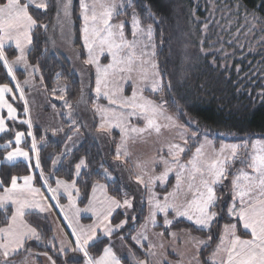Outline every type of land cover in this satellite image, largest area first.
<instances>
[{"label":"trees","instance_id":"trees-1","mask_svg":"<svg viewBox=\"0 0 264 264\" xmlns=\"http://www.w3.org/2000/svg\"><path fill=\"white\" fill-rule=\"evenodd\" d=\"M48 3L50 7L46 13L41 9L30 10L34 17L39 15L38 23L47 25V30L43 27L33 30L27 61L37 67L47 95L58 111L63 113L61 110H64L65 103L58 100L59 90L64 88V99L67 104H72L80 95V85L78 79L70 72L66 60L49 51L48 25L54 16V0H48ZM128 8L142 24H150L153 27L157 45L155 62L158 71L163 74V83L167 91L163 97L152 96V99L163 103L164 107L172 111L190 131L194 130L196 125L208 132L207 136L213 138L216 145L221 140L240 144L246 141V145L253 139L264 140V98L260 95L264 92V0H133ZM245 10L254 13L256 20L254 21L251 15L246 16ZM72 16L75 46L80 49L78 39L80 23L76 3ZM188 42L191 47H188ZM6 49L9 60L13 59L16 55L12 53H16V50L13 47ZM18 78H21L19 73ZM4 83H8L11 88L13 86L7 69L0 61V84ZM15 97L16 99L10 100L21 122H6L11 129L0 136V144L13 141L17 131L24 133V142H27L28 148L33 138L35 142L46 140L45 146L39 150L40 167L43 174H49L52 161L60 154L69 129L73 130L69 125L71 123L63 120L60 132L44 133L40 128L34 127L31 137L28 135L30 128L25 123L27 117L24 104L18 96ZM170 97L175 108L172 107ZM185 119L191 120L193 126ZM78 120L76 117L75 122L79 124ZM6 135L11 137L10 141L3 138ZM116 141L117 139L112 140L110 157L114 156ZM0 152L1 160L4 151ZM81 158L85 159L88 166L75 180L80 195L79 205L84 206L87 203L91 187L95 183L105 184L111 197L122 200L125 188L117 179L112 182L96 175L101 174L102 169H106V164L95 142L85 141L63 159L55 177L66 182L73 181L75 165ZM114 164L125 170L124 177L127 179L130 169L128 171L126 164L120 162ZM17 174L22 177L31 174V171L21 162L16 163V166L3 164L0 167V181H6L7 186L10 185L11 176ZM33 177L36 186L40 187L38 175L33 173ZM134 212L140 213L139 218L127 221L116 236L122 237L138 262H146L145 254L132 241L134 232L145 216L144 204L142 206L135 204ZM10 215L11 211L8 218ZM38 217L41 216L27 213L23 219L27 225L36 229L42 239L26 241L25 247H22L17 257L28 252H47L48 256L58 259L59 264H64L65 260L76 256L77 254L72 252H68L67 256L59 255L48 220ZM123 219L120 210L112 218L114 223H119ZM7 220L0 209V227L5 225ZM224 222L231 221L221 219L214 224L215 233L210 232V244L199 257L201 264H209L205 255L215 246L219 229ZM173 227L207 237L206 232L195 230L183 221H178ZM242 233L238 227L237 234ZM244 237L247 235L242 238ZM53 238L54 242H50ZM108 243L109 239L101 238L97 249L93 250V256L97 258ZM79 259H84L82 254L79 255ZM122 262L127 264L125 261Z\"/></svg>","mask_w":264,"mask_h":264},{"label":"rangeland","instance_id":"rangeland-1","mask_svg":"<svg viewBox=\"0 0 264 264\" xmlns=\"http://www.w3.org/2000/svg\"><path fill=\"white\" fill-rule=\"evenodd\" d=\"M132 1L133 0H85V2L89 5V19L87 21L89 33L87 35V39L91 44L94 53L97 55L100 69L99 76L101 79V91L99 94L96 92V81L98 75L97 65H89L84 63L85 59L88 58V50L84 46L86 36L83 32V28L86 22L83 18L81 0H71V8L69 9V14L67 16L65 15L62 7L59 10V15L57 14L56 0H54V16L48 25L50 36V40L48 41V48L51 53L57 54L66 60V62L70 66V72L78 79L80 85V95L78 99L72 104H66L64 102V88H61V90H59L58 100L61 103H65L64 110H61V112L65 113V122H70L71 124L69 125H71L73 128V130L69 129V134L66 141L73 133L77 132L81 133L84 139L82 143L78 145L77 148H75V150H77L85 141H92L96 143L104 157L103 161L106 164V169H108L111 174V179H108V181L113 182L117 179L125 188V191L123 193L124 195L125 193H134L135 195H133V198L135 202L133 203V206L134 204H138L139 206H142L144 204L145 206V216L143 218V224L133 235V237H139V239L137 241H134L132 237L133 243L145 254L146 260L147 262H149V264H171L173 262V258L169 255L176 256L179 258V260L192 259L191 257L193 255L194 246L196 244L202 245L205 243L206 245H208V241L210 240L208 239V241H206L204 239H201L200 235L196 234L195 239L194 236L190 234L191 232L189 233V231H176L169 235V240H165L162 237L163 233H165V231L167 230L164 228L163 224L164 214L157 210L156 224L151 223L149 220L151 207L149 202L150 196L153 202L159 201L163 203L165 196H168V200L170 202L183 204L186 198H192L191 192L188 188L189 183H191L194 187H199L201 183L200 173L195 171L193 165L189 164L188 161L192 160L195 157V164L198 167L206 166L215 158L224 160L226 157H231L232 146L236 145L238 146L239 158L236 159L235 163L229 162L228 164V170L231 172V176L227 180H224L222 183L214 185L217 195L221 197V202L218 205L221 211L215 223H217L221 219H228L230 216L228 215V211L226 210V208L227 206L230 207V205H232L230 204L233 197L232 179L236 177L242 169L249 175H255L254 173H252L251 168H248L246 165H242L240 163V159H243L245 157V153L248 154V159H250L251 156L258 154L261 149L264 148V140L253 139L250 140L248 145H246V141L243 144H240L235 142L228 143L221 140L216 145L214 139L207 136L208 132L200 129L201 127L196 125V128L190 131L188 127L184 123H181L174 115V113L167 110L164 105L162 114L154 117V126L149 128L147 127V121L143 118H140L141 110L139 108H136L134 110L131 107H120L119 104L109 103L107 97H105L104 95L105 92H107L109 95L115 93L114 98L120 100L122 97H131L133 95V85H135L137 90L136 103L138 104H143L145 100H154L152 99V96L163 97V95L167 91L164 87L163 78L159 90L156 92L152 91V73L154 71H158L157 67L153 69L151 66L152 63L156 65L155 57L157 53V45L155 44L153 27L151 26L152 38L151 40H149L147 29L150 24H142L132 13L129 12L128 7L131 5ZM113 2L117 5V7L112 10V16L109 19L104 15V13L108 10L107 6H109ZM75 3L77 4V16L80 23L78 37L80 49L75 46L76 41L74 36V21L72 16L73 6ZM93 5H95L94 8ZM93 11H95L97 17L95 21L91 19ZM133 17H135V19L139 21L138 26L135 28V36L133 35ZM104 19H108L109 24L114 26L113 32L115 33H119L120 31V29L115 26H118L121 24V22H124V40L129 42V47H122L118 51H120L121 56L124 57H127V55L130 53L132 54L131 66L134 70L132 71L131 76L134 79H127V77L129 76V73L127 71H119L120 67H128L127 62L124 65H114V67L108 68L107 75H105V66L112 62V58L108 53L107 45H101L100 38L92 34L93 27H96L98 29H103L105 27V25L103 24ZM101 35L107 36V33L101 32ZM109 39H113V37H109ZM114 40L115 43H122L121 38L118 34L114 37ZM133 41H135L134 48L131 46ZM101 47H103L102 55L100 54ZM188 47H191L190 42H188ZM114 51H116V49H114ZM144 53H147V55H144ZM143 60H148L149 63L145 64L142 62ZM158 73L160 72L158 71ZM145 74L147 75V79L142 78ZM155 78L157 80H160L159 75H157ZM120 88L124 89L122 93L120 91ZM170 101L173 104L172 107L175 108L173 99L171 97ZM156 102L161 103L158 101ZM68 105H71V108ZM104 109H108V111H104ZM133 111L136 112V115H129V113H132ZM76 117H78L79 119L77 121L79 122V124L75 122ZM167 117H172V119L169 120L167 119ZM185 121L193 126L191 120L185 119ZM14 122L21 121L18 120ZM102 124L104 125L103 128H101ZM62 126H60V128L58 127L59 129H57V131H42L44 133L60 132L62 130ZM33 128L34 127L31 125V133ZM157 128H159V131H157ZM215 134L217 133H213V135ZM119 136L120 138L118 142L120 156L128 160V162L125 164L128 171L130 169L129 177L127 178L128 188L125 186L124 182H121L125 170L120 169L119 166L114 164L117 163L116 161H114L115 156L110 157L112 140H116ZM24 140L21 143V147H23ZM185 141H187V143H185ZM32 143L33 141H31L30 148L32 146ZM71 143L72 140L70 141V144ZM9 144H11V146H9L7 148V151H5L4 146ZM45 144L46 140L44 139H42L40 142H36L37 150L39 151L43 146H45ZM254 144L255 148H253ZM64 145L61 149L60 154H62ZM173 145L183 147L185 149V152H179L178 148L172 147ZM0 146V151H4L2 152L3 154L0 160L1 167V165L4 164L2 163L4 156H7L8 152L14 151L15 144H13L11 141L8 143L0 144ZM198 148L201 149V153L199 155L196 154ZM75 150H73L72 152H74ZM170 151L174 152L175 155L179 158V163L186 166L185 171L181 174L182 179L179 183L178 188L176 180L177 167L175 164H172V171L168 173V180L164 184H161L158 179H155V177L164 172L165 160L169 161L170 163L173 162V156L169 154ZM72 152L64 155L63 159L72 154ZM187 152L189 153L188 155ZM79 161L77 163H79ZM61 162L58 164L57 170L59 169ZM21 163L25 164L29 168L28 162ZM56 163H58V161ZM31 165L32 167L29 168L31 174L29 175H32L33 177V173H36L40 180V174L38 172L42 173V170L41 167H35V155H33L32 157ZM35 168L38 170V172H35ZM84 168L85 167H83L82 171L84 170ZM57 170L53 173L54 177ZM104 171L105 169H102L101 175L104 173ZM193 173L195 174L196 178L190 181L189 176ZM137 176H139L144 182L141 185V189L134 184V181L137 182ZM241 180H243V178H241L239 181ZM169 182H171V189L166 187ZM173 182H175V184L172 186ZM34 185L36 186L35 181ZM0 189L3 190L2 186H0ZM170 193L173 195H169ZM133 206L127 209V219L131 221H134L133 217L137 219L140 216V211L137 213L133 212ZM121 211L125 216V209L122 208ZM169 213V218L171 219L172 216H174V213L171 209H169ZM9 219L10 217L8 218L7 223L0 228H5L8 225ZM177 221L187 222L195 229H197L194 224H192L185 218H178L173 221V224H175ZM225 223L227 224V222H224V226L226 225ZM214 224L211 228L212 233H215L216 225ZM156 230L161 231L162 233H157ZM204 232H206L207 237L211 235V233H209L207 230H205ZM53 236L55 237L57 243V250H59L61 244H59L57 241L58 239L56 231L55 235ZM145 236L147 237V239L144 238ZM33 239L35 238L26 239V241ZM191 240L194 241V243H192ZM21 249L22 248H20V250ZM20 250L16 255L12 257L11 260L23 259L29 254L38 256L42 254L43 256H41V263L52 264V262L48 259V255L36 251L28 252L24 256L17 257ZM128 261L130 264H133L132 259L128 258ZM208 261L213 262V256L212 258L210 256V258H208Z\"/></svg>","mask_w":264,"mask_h":264},{"label":"snow or ice","instance_id":"snow-or-ice-1","mask_svg":"<svg viewBox=\"0 0 264 264\" xmlns=\"http://www.w3.org/2000/svg\"><path fill=\"white\" fill-rule=\"evenodd\" d=\"M49 7L48 0H0V61H2L3 66L8 69V75L11 76L13 81L16 80V76L13 72L12 65L9 63V57L5 44L6 42H14L15 48L19 54L16 55V53H12V55H16V61L13 63H24L26 60L24 44L32 43L31 33L33 29L43 27L47 30V25L38 23L39 15L34 17L30 10L32 8L41 9L46 13L49 10ZM56 7L58 15L59 10L62 7L65 15L67 16L69 14V9L71 8V0H56ZM94 7L95 5H93V8ZM107 7L108 10L104 13V15L110 19L112 16V10L115 9L117 5L113 2ZM81 8L83 10V18L86 22L83 28V32L86 36L84 46L88 50V58L85 59L84 63L97 65L98 75L96 81V92L99 94L101 91V79L99 76L100 69L97 55L94 53V50L87 39V35L89 33V27L87 25V21L89 19V5L85 2V0H81ZM237 10H239V5H237ZM245 15H251L252 19L254 21L256 20L254 13H248L247 10H245ZM91 19L93 21L97 19L95 11H93ZM133 20V35L135 36V28L138 26L139 21L136 20L135 17H133ZM103 24L105 25L103 29L93 27L92 34L100 38L101 45H107L108 53L112 58V62L105 66V75H107L108 68H112L114 65H124L127 62L128 67H120L119 71H127L129 73L127 79H134L131 76V73L134 70L131 66L132 54L130 53L127 57H124L121 56L120 51H118L122 47H129V42L124 40V22L115 26L120 29L119 33L113 32L114 26L109 24L108 19H104ZM101 32H106L107 36H102ZM117 34L120 36L122 43H115L114 37ZM147 35L149 40H151V25L148 26ZM109 37H113V39H109ZM10 46L11 45H9V47ZM131 46L133 48L135 47V41L132 42ZM114 49H116V51H114ZM100 54H103V47L100 49ZM144 55H147V53H144ZM142 62L145 64L149 63L148 60H143ZM151 66L153 69L157 67L154 63H152ZM157 75L160 76V80L155 78ZM142 78L147 79V75L145 74ZM162 78L163 74L158 73V71H154L152 73L151 86L153 92L159 90ZM14 91L22 90L19 86H17L14 90L9 87L8 83L0 84V108H6L8 114L6 118H0V133L6 134L11 129V126L6 127L5 119H16L14 115L16 110L5 99L6 94ZM120 91L122 93L124 89L120 88ZM104 95L107 97L110 104H119L120 107H131L134 110L139 108L141 110L140 118L147 121V127L149 128L154 126V117L162 114L163 103H157L154 100H145L143 104L136 103L137 90L135 85H133V95L131 97H122L120 100H117L114 98L115 93L109 95L105 92ZM260 95L264 98V92H261ZM12 98L16 99L14 95ZM20 99H24L23 94H21ZM65 103L67 104V101H65ZM68 106L71 108V105ZM25 111L27 112V107L25 108ZM104 111H108V109H104ZM129 115H136V112L133 111L132 113H129ZM167 119L171 120L172 117H167ZM25 123H28L29 128H31V123L29 121H25ZM103 127L104 125L102 124L101 128ZM157 131H159V128H157ZM28 135H32L31 131H29ZM23 137L24 133L19 131L15 133L14 151L8 152L7 156L3 158V162L9 163L10 166H16L17 158H23V160L28 161V166L31 168V160L33 155H35V167L40 168L41 161L35 138H33L31 148H28L26 141L24 142L23 147H21ZM3 138L8 139L9 141L11 140V137L7 135ZM185 143H187V141H185ZM9 146H11V144L4 146V150L7 151ZM172 147L178 148L179 152H185V149L178 145H173ZM253 148H255V144L253 145ZM200 153L201 149L198 148L196 154L199 155ZM169 154L173 156V162L170 163L165 160L164 172L155 177V179H158L161 184H164L168 180V173L172 171V164H175L177 167L176 180L178 188L182 179L181 174L185 171L186 166L179 163V158L174 152L170 151ZM237 158H239L238 146L233 145L231 157H226L224 160L215 158L211 163L200 167L195 164V157L192 160H189L188 163L192 164L195 171L200 173V186L194 187L191 183H189L188 188L191 192L192 198H186L183 204L170 202L168 200V196H165L163 203L159 201L153 202L150 196V222L156 224V211L158 210L164 214L163 224L165 229L174 226L173 221L182 217L194 224L202 233L205 230L210 233L212 225L216 222V219L221 211L218 207L221 202V197L217 195L214 185L222 183L231 176V172L228 170V164L229 162L235 163ZM116 159H120L119 147L117 149ZM53 163H55V161H53ZM240 163L242 165H246L248 168H251L252 173L255 175H249L242 169L239 174L232 179V187L234 189L232 197L233 202L232 205L227 208V211L230 217L236 219V223L229 222L225 226L224 234H228L229 239L227 241V245L222 249L218 246V250L226 252L227 259H222L221 264H264V148H262L258 154L251 156L250 159H248V154L245 153V157L240 159ZM86 166L88 165L86 164L85 159H81L79 163L76 164L75 167L77 169V176L81 174V169ZM5 175H7V173ZM96 175L105 180L111 179V174L108 169H105L102 175L100 173H96ZM21 178L24 181L23 186L18 185V180ZM40 178L44 180L43 186L49 188V191L52 194V199L57 200L56 207L61 208V212H63L64 206L59 203L57 197L58 190L61 186H63L65 191H68L69 188L75 186V182L73 185H68L64 181L58 180L57 188L53 189L51 188L49 180L44 177L43 172L41 173ZM195 178L194 173L189 176L190 181ZM241 178L246 181L245 185L239 184V180ZM32 180L33 177L30 175H23V177H20L19 174H17L11 176V187L7 186L6 181H0V186H3L4 190V196H0V209L3 210L5 219H8V213L11 211V222H15L17 217H23L25 215V209L37 206L35 201L28 199L29 195L34 196L40 193L39 188L32 187ZM136 181L138 184L144 183L139 176L136 177ZM97 187L98 185L93 184V192L97 190ZM99 187L103 188L104 186L99 185ZM13 193H19L21 195H13ZM169 195L173 194L170 193ZM71 196L72 194L69 192L70 204L73 203ZM237 197H239L240 200L238 206L235 203ZM8 200H11L12 205L16 206L14 211L7 207ZM132 206V202L128 199L127 193H125L122 201L116 197H109L107 209L98 214L92 224L75 227L71 224V222H69V227L72 228L70 238L67 240H60L61 247L58 250V253L59 255L67 256L68 251L70 250L72 253L77 255L70 260H65L64 264H121V260L114 254L111 246L104 247L102 254L99 255V258L93 256L92 253L93 250L97 249L98 243L101 242L98 230L103 231L104 235L109 237H111L114 233L119 232L127 223V209ZM39 208L40 211L46 210L43 205H39ZM121 208L125 209V219L120 220L119 223H114L112 220L113 213L116 212L117 209ZM90 209L91 200L89 201V205L85 207L84 211L87 212ZM169 209H171L174 213V216H172L171 219L169 218ZM40 218L41 217H38V219ZM65 219H67V217H65ZM133 220H135V217H133ZM240 225H242L245 231L244 233L238 235L237 229ZM28 231L31 233L30 236H27L25 233L16 232L12 229V223H9L7 228H0V233L3 234V242L0 243V257H2L0 258V264H10L12 257L17 254V250L25 247L26 239H42V236L35 228H29ZM224 234H222L220 238L221 245L225 244ZM248 234H250V238H242ZM144 238L147 239L146 236ZM138 239L139 237H133L134 241H137ZM208 239L211 240V235L208 236ZM50 242H54V238L53 241ZM44 254L47 255V252ZM80 254L83 255V260L79 259ZM213 255L215 256L216 253ZM48 259L52 262V264H59V260L53 259L52 256H48ZM213 264H215V262H213Z\"/></svg>","mask_w":264,"mask_h":264},{"label":"crops","instance_id":"crops-1","mask_svg":"<svg viewBox=\"0 0 264 264\" xmlns=\"http://www.w3.org/2000/svg\"><path fill=\"white\" fill-rule=\"evenodd\" d=\"M9 45H11L10 47H13L16 50L14 42H6L5 48L9 47ZM30 48H31V44H28V43L24 44L25 57H26V60L24 63H13L14 61H16V57L9 60V63L12 65L13 72L16 76L15 81H13L11 76H9V78L12 82V85H13L12 89L15 90L17 88V86H19V88L22 91L10 92V93L5 95V99L7 100L8 103H10L12 105L10 98L13 99L12 98L13 95L14 96L16 95L20 99L21 94H23L24 99H21V100L24 104V107L25 108L27 107V112L25 111L26 117H27L26 121H29L33 127H38L41 130H43L44 132L45 131H51V130L57 131V129H59L60 126H62V121L65 120L64 119L65 113H60L58 111V109L55 107V105L52 103L49 96L47 95L46 90H45V88L42 84V81L40 79L37 67L30 65L28 63L27 54H28ZM18 54L19 53L16 50V55H18ZM7 71H8V69H7ZM18 73L21 74V78H18ZM7 115H8L7 109L6 108H0V118H6ZM14 115H15L16 119L15 120L5 119V124L7 121H18L16 111H15ZM27 125H28V123H27ZM2 134L3 133H0V135H2ZM103 134H105V133H103ZM119 138H120V136L117 137V142L115 143V149H114L115 159H114V161L120 162V163H127L128 160L124 159L122 156H120L119 160L116 159L117 149L119 147V142H118ZM83 139L84 138H83L81 133H77V132L73 133L68 138V140L66 141L64 148L62 150V154H59L58 156H56L54 158L53 161H55V163L52 162L50 174L44 175V177L49 180L51 188H53V189L57 188V181L58 180L64 181L62 179H59V178H56L53 176L54 171L57 170L58 164L61 162L64 155H67L70 152H72L73 150H75V148H77V146L82 143ZM23 140H24V137L22 138V141ZM71 140H72V143L70 144ZM12 143L15 144V138L12 141ZM57 161H58V163H56ZM16 162L26 163L28 161L23 160V158H17ZM2 163L9 165V163H7V162L2 161ZM82 169H81V171H82ZM35 172H38V170L36 168H35ZM38 173L40 174L39 176L41 177V173L40 172H38ZM76 173H77V169L75 168L74 180L71 182H66V181H64V182L68 185H73L75 180L80 176V175L77 176ZM30 176H32V175H30ZM40 181H41V186L37 187L34 185V179L32 180V187L39 188L40 193L36 194L34 196H32V195L28 196V199L35 201L37 206L25 209V214L35 213V214L47 219L51 228H52L53 235H55V231H56L57 239H58L57 241L59 244H60L61 239L67 240L68 238H70L72 228L69 227V222H71V224L75 227H79L80 225L86 226V225L92 224L93 221L96 219V216L107 209L108 198L111 197L108 194V191H107L105 184L95 183L96 185H98L97 190L95 192H93V185H92L87 203L84 206H80L79 205L80 195H79V192H78L76 185L74 187L69 188L68 191H65V188L63 186H61L58 190V193H57L59 203L64 206L63 212H61V208L56 207L57 200L52 199V194L49 191V188L43 186L44 180H42L40 178ZM133 181H134V179H133ZM121 182L122 183L124 182L126 187L128 186L127 179L124 177V175H123ZM134 184L137 185L138 188L141 189L142 184H138L135 181H134ZM174 184H175V182H173L172 186ZM239 184L245 185V181L241 180V181H239ZM18 185L19 186L24 185V181L22 178L18 180ZM99 185H103L104 187L100 188ZM9 187H11V183H10ZM166 187L170 188L171 182H169V184H167ZM233 191H234V189L232 188V196H233ZM69 192H71V194H72L71 199H72L73 203H71V204L69 202ZM13 195H21V194L13 193ZM133 195H135V194L134 193H128V199L131 200L132 205L135 202ZM0 196H4V190L0 189ZM123 197H124V195H123ZM90 200H91V209L89 211L85 212L84 209H85V207H87L89 205ZM232 202H233V200H232ZM232 202L230 204H232ZM235 203L237 206L239 205V203H240L239 197H237ZM39 205H43L46 210L40 211ZM7 207L14 211L16 206L12 205L11 200H8ZM227 208H228V206H227ZM227 208H226V210H227ZM121 209H117L116 212L113 213V216L117 213V211H119V210L121 211ZM133 209H134V206H133ZM123 216H124V214H123ZM65 217H67V219H65ZM124 219H125V216H124ZM228 220L231 221V223H236V219L233 217H229ZM127 221H129V220L127 219ZM9 223H12V229L14 231L25 233L27 236L31 235V233L28 231V229L30 227L25 224L23 217H17L15 222H11V216H10L8 225H9ZM228 223L229 222H227V224ZM142 224H143V221L141 222V224H139V226L136 229V231L134 232V234L139 230V228L141 227ZM8 225L5 228H7ZM225 226H224V223L221 225V227L219 229V236L217 238L215 246L213 247V249L211 251H209L205 255L206 262L209 264H213V262H215V264H221L222 259H224V260L227 259L226 252H224L222 250H218V246H220L222 249L224 246L227 245V241L229 239L228 234H224ZM238 227L244 233L245 230L243 229L242 225H240ZM195 230L200 231L199 229H195ZM156 231H157V233H160V234L162 233L161 231H158V230H156ZM176 231L177 232H181V231H187L188 232V230H185V229L177 230L173 226H171L170 228H168L165 231V233H163L162 237L165 240H169V238H170L169 235L176 232ZM116 233H114L111 237H109V236L104 235L103 231L98 230V235L100 236V238L109 239V243L106 246H111L114 254L121 260V264H123L122 261H125L127 264H130L128 261V258L132 259L133 264H140L135 259V257L130 252V250L127 248L122 237L116 236ZM190 234L192 236H194V238L196 239V236L194 233H190ZM222 234L225 235V244L224 245H221V239L220 238H221ZM2 237H3V234L0 233V243L3 242ZM244 238L245 239L250 238V234H248L247 237H244ZM201 239L208 241V237H201ZM210 241H208L209 242L208 245L210 244ZM192 243H194V241H192ZM208 245H206V243L202 244V245L196 244L193 248V255L191 257L192 259H189V260H179L178 257L169 255L170 257L173 258V262L171 264H201L200 259H199L200 254ZM19 250H20V248L17 250V252ZM68 252H71V251L69 250ZM214 253H216L215 256L213 255ZM41 256H43V255L41 254L40 256H38V255L29 254L28 256L24 257L23 259L11 260L10 264H42L41 263ZM210 256H211V258L213 256V262L208 261V258H210ZM0 258H2V257H0ZM97 258H99V256ZM146 263L149 264V262H147V260H146Z\"/></svg>","mask_w":264,"mask_h":264},{"label":"water","instance_id":"water-1","mask_svg":"<svg viewBox=\"0 0 264 264\" xmlns=\"http://www.w3.org/2000/svg\"><path fill=\"white\" fill-rule=\"evenodd\" d=\"M141 264H146V263L144 261H142Z\"/></svg>","mask_w":264,"mask_h":264}]
</instances>
